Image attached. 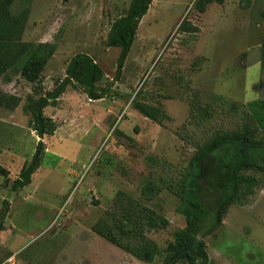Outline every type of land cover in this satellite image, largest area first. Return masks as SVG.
I'll list each match as a JSON object with an SVG mask.
<instances>
[{
	"label": "rangeland",
	"instance_id": "rangeland-1",
	"mask_svg": "<svg viewBox=\"0 0 264 264\" xmlns=\"http://www.w3.org/2000/svg\"><path fill=\"white\" fill-rule=\"evenodd\" d=\"M130 3L33 0L21 41L54 42L57 49L39 81L11 70L0 78V90L19 99L0 104V264H164L166 248L186 220L178 212L179 199L170 192L153 200L142 195L148 156L188 165L195 148L178 131L194 104H212L217 94L264 115L257 103L264 0L212 2L204 12L198 9L199 0H153L117 79L121 48L109 46L108 37ZM184 20L197 31H182ZM81 52L102 67L98 86L111 90L102 99H90L70 82L57 104L44 109L57 127L53 135L41 138L33 126L34 103L66 78L69 61ZM134 100L162 105L170 119L164 125L154 122L133 106ZM216 112L215 121L198 130L199 141L233 126L223 109ZM40 141L41 166L30 183L14 189ZM229 151V146L221 148L201 163L199 194L209 218L199 236L208 246L211 264H264L263 174H258L260 185L249 201L231 205L222 224L216 223ZM259 155L264 162V149ZM119 191L170 220L167 228L148 232L160 249L151 263L92 230Z\"/></svg>",
	"mask_w": 264,
	"mask_h": 264
},
{
	"label": "trees",
	"instance_id": "trees-1",
	"mask_svg": "<svg viewBox=\"0 0 264 264\" xmlns=\"http://www.w3.org/2000/svg\"><path fill=\"white\" fill-rule=\"evenodd\" d=\"M152 1L131 0L127 13L116 19L111 26L108 44L121 48L117 79L132 48L139 22ZM212 2L224 4L225 0H199L198 9L204 12ZM32 5L33 0H0V78L11 70L29 81H39L57 49L54 42L21 41ZM180 29L191 33L197 31L196 26L187 20L182 22ZM261 46V86L257 103L264 109V28ZM103 77L102 67L91 55L84 52L74 55L67 65L66 78L34 103L33 126L38 135L43 138L55 133L56 122L45 114L44 109L57 104L70 82L81 86L90 99H102L111 90V86H98ZM10 98L19 100L0 90V104L11 105ZM193 99L195 96H190V100ZM215 105L223 109L233 126L217 130L212 136L199 141L198 130L215 121L218 115V107ZM133 106L161 125L170 119L162 105L134 100ZM178 134L195 148L188 165L180 167L166 158L149 155L150 171L142 187V195L146 200H153L163 191H168L179 199L178 212L185 216L186 226L176 232L174 241L167 246L163 263L211 264L208 246L199 236L209 218V210L199 194L203 171L201 163L221 148L230 147L227 156L228 176L215 214L216 223L222 224L230 206L247 203L260 185L258 174L264 175V162L259 155L264 149V115L251 111L246 104L217 94L212 104L193 105L190 116ZM43 153L44 143L40 141L32 160L23 165L13 184L14 189L31 182L32 174L42 164ZM169 224L170 220L166 216L127 192L119 191L109 209L92 225V230L137 259L151 263L160 249L148 232L167 228ZM2 227L3 220L0 219Z\"/></svg>",
	"mask_w": 264,
	"mask_h": 264
}]
</instances>
